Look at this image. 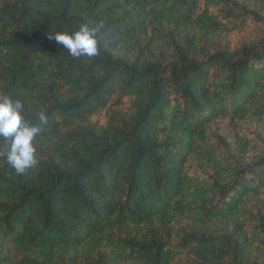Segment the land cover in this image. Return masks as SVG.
Returning <instances> with one entry per match:
<instances>
[{
    "label": "trees",
    "instance_id": "obj_1",
    "mask_svg": "<svg viewBox=\"0 0 264 264\" xmlns=\"http://www.w3.org/2000/svg\"><path fill=\"white\" fill-rule=\"evenodd\" d=\"M0 94L47 116L0 264H264V0H0Z\"/></svg>",
    "mask_w": 264,
    "mask_h": 264
},
{
    "label": "clouds",
    "instance_id": "obj_2",
    "mask_svg": "<svg viewBox=\"0 0 264 264\" xmlns=\"http://www.w3.org/2000/svg\"><path fill=\"white\" fill-rule=\"evenodd\" d=\"M102 27L81 24L77 30L56 32L48 38L62 45L72 57L91 58L99 54L97 37ZM24 112L21 99L0 94V138L5 142L0 156L17 175L39 163L35 138L42 133V126L47 124L44 112L39 113L38 123L25 119Z\"/></svg>",
    "mask_w": 264,
    "mask_h": 264
}]
</instances>
